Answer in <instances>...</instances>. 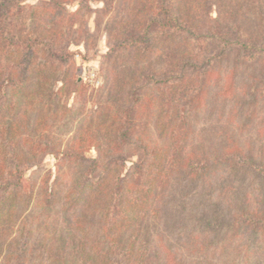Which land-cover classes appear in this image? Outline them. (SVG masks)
<instances>
[{
  "label": "trees",
  "instance_id": "trees-1",
  "mask_svg": "<svg viewBox=\"0 0 264 264\" xmlns=\"http://www.w3.org/2000/svg\"><path fill=\"white\" fill-rule=\"evenodd\" d=\"M95 2L103 4L96 12ZM74 3L77 9L70 12ZM110 10L114 18L107 22V37L121 56L116 64H123L112 81L116 102L98 112V133L106 142L98 144L95 160L85 157L87 148L79 143L62 155L75 170L66 204L80 203L78 210L91 212L98 223L94 233L107 236L94 264H152L151 220H172L169 202L177 195L191 200L197 191L194 223L186 227L190 237L202 235L204 245L221 249L225 264H264V150L223 141L197 153L190 152L189 140L195 131L190 120L205 112L212 67L229 63L233 80L247 78L235 113L242 123L256 117L253 109L264 99V0H0V253L12 240L16 221L35 203L38 186L24 183L26 172L38 169L51 149L55 156L61 153L44 134L23 136L21 101L40 115L60 105L57 98L68 86L80 92L82 83H72L66 66V46L92 38L86 15L94 12L101 26ZM55 82L62 84L58 91L49 88ZM126 90L132 92L127 98ZM157 103L161 144L150 147L131 136L137 131L131 127L136 128L143 106ZM126 113L130 119L123 117ZM129 137L139 141L142 156L122 176L115 171L116 155L127 153ZM42 196H48L46 206L53 202L48 189ZM72 239V247L82 250L70 264H79L84 251H97L85 247L84 237ZM21 246V254L30 250L26 242ZM104 256L111 260L104 263Z\"/></svg>",
  "mask_w": 264,
  "mask_h": 264
},
{
  "label": "rangeland",
  "instance_id": "rangeland-1",
  "mask_svg": "<svg viewBox=\"0 0 264 264\" xmlns=\"http://www.w3.org/2000/svg\"><path fill=\"white\" fill-rule=\"evenodd\" d=\"M37 1L24 0L27 4H34ZM77 6V3L69 5L68 10L74 12ZM92 8L96 12L103 8V4L92 3ZM104 15L106 18L101 26H97L94 12L86 15L84 25L91 31L92 38L85 41L83 37H80L78 43L72 41L66 46V66L72 71V83L76 81L82 83L80 92L74 94L73 87L68 86L57 98L60 105L53 106L51 109L53 111L49 109L45 114L40 115L34 113L27 100L21 101L18 123L23 136L33 139L39 134H44L45 142L56 144L61 153L55 156L54 150L51 149L50 153L40 159L42 163L38 169L34 168L26 172L24 183L27 186H30L32 182L37 184V196L34 205L16 221L11 233V239H16V244L12 245V240L9 241L6 250L0 253V264H66V262L70 264L72 258L77 256V253L80 254L82 250H79L80 246L77 249L72 247V236L76 240L86 238L85 247L94 246L97 250H91L88 255L84 251L83 255L81 254L82 259L79 258V264H94L99 257L98 253L103 252L107 236L94 233L98 223L96 224L95 220L90 218L91 212L83 214L81 209L78 210L80 203L77 202L66 204L73 186L75 170L62 162V155H65L64 151L70 144L79 143L80 146L84 144L83 146L87 148L85 157L95 160L98 156V144L106 142L105 138L103 139V136L98 133L97 120L100 117L98 112L101 106L116 102L115 90L112 91L116 82L113 84L112 81H114L115 71L123 63L116 64L121 56L114 54V45L107 37V22L112 21L114 15L111 10ZM79 24L80 22L75 23L77 27ZM128 59L126 58L125 62H129ZM212 68L213 71L206 85L208 93L203 99V103L204 100L206 102L205 112L200 115L194 114L193 119L190 120V125L195 130L194 136L189 135V140H192L190 152H209L214 146L221 147L223 141L225 143L229 141L230 147L237 145L264 150V104H262L264 99L253 109L256 117L251 122L242 123V119L236 115L235 111L243 100L244 84L247 78L242 75L233 80L230 76L232 69L229 63ZM50 87L58 91L62 84L55 82L49 85ZM151 90H155V86ZM129 95L131 96L132 92L126 90V98ZM40 98L45 103L56 102L51 97ZM152 105L149 107L147 104V108L143 106L136 120V128L131 127L132 131L137 130L132 132L131 136H138L145 145L150 147L161 144L159 128H157L159 106L158 103ZM113 114L117 115L119 112L115 110ZM123 117L130 119L128 113ZM130 140L132 141V137H129ZM122 142L127 144L126 139ZM127 145L129 149L126 154L116 155L119 159V168L115 171L119 170L122 176L127 175L132 164L138 162L139 156H142L139 141ZM46 189L51 195L54 194L53 202L47 206L44 201L48 196L44 198L42 196V194L45 195ZM198 194L199 191L195 192L191 200L187 198L189 202L181 195L175 196V200L169 202L168 213L172 220L167 221L162 217L159 220H151L149 227L147 226L155 246L152 264H163L164 261L168 264H225L221 249H215L213 245H204L202 235L190 237V231L186 229L188 224L194 223L191 218L195 213ZM75 197L74 201L77 200V196ZM253 207L255 208L256 205ZM122 231L126 232L127 229ZM24 242L28 244L30 250H27L26 254H21L23 253L21 245ZM108 260L111 259L107 256L103 257L104 263Z\"/></svg>",
  "mask_w": 264,
  "mask_h": 264
}]
</instances>
